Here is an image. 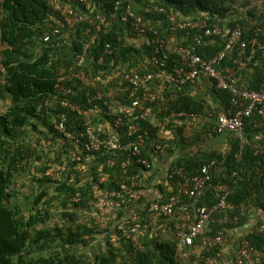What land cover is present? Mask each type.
<instances>
[{
	"label": "trees",
	"instance_id": "16d2710c",
	"mask_svg": "<svg viewBox=\"0 0 264 264\" xmlns=\"http://www.w3.org/2000/svg\"><path fill=\"white\" fill-rule=\"evenodd\" d=\"M69 1L75 3V0ZM96 1L99 9L111 20V28L106 34H102L100 40L91 44L85 67L89 70L102 67L97 64V59L105 42H109L115 48L114 57L116 56L118 64L128 68L138 67L144 71V67L137 65V59L148 56L150 46L143 43L139 48L133 44L124 47L125 25H113L110 17L112 13L119 14L122 10L114 9L117 0ZM119 1L122 8L129 2ZM131 1L140 6L144 21H149L152 29L157 31L155 36L166 41L174 37L177 46H185L191 42L193 31L175 28L164 12H145L142 8L163 7L170 13H179L178 18L205 17L211 26L225 23V31L222 34L205 37L202 43L196 46V52L203 57H209L223 48L232 29L239 25L242 30L240 41L234 44L232 51L223 60V67L234 66L233 61L241 42L251 45L252 39L257 38L264 48V0H240L238 3L241 11L234 8L235 0ZM56 13L53 0L0 2V63L4 69L3 73L0 72V100H5V107L0 112V264H203L208 255L221 250L223 246H211L206 239H196L195 241L198 240L203 247L200 252H191L188 257L178 254L173 233L161 235L158 228L161 223L154 224L153 221L151 223L142 219L146 218L147 207L153 199L148 200L141 195L140 203L145 205L138 209V215L141 217L140 223L146 228L132 233L127 239L120 238L116 246L111 244L110 238L115 233L116 222L121 220L122 214L102 223L87 212L90 210V200L95 198L94 190L110 189L115 179L139 171L135 162L125 172L115 167L112 168L114 173H110V169L105 168L103 173L108 172L110 175L102 181L101 176L104 174L98 172L97 167L107 155L95 154L89 161L82 160L89 172L75 185L65 178L70 169L62 170L55 166H62L66 158L70 165H76L75 161H70V156H66L74 147L57 145L52 137L55 132L53 117L60 111L58 97L55 96L57 78L63 73L75 70L74 55L83 49L84 30L88 26L87 21L82 19L77 28L69 34V41H63L62 32L57 37L52 36L51 40L45 43L42 36L51 26L50 16H56ZM146 36L152 37L153 42V34ZM166 50L167 68L182 63L181 56L174 49L169 47ZM239 76L243 87L263 88L262 49L257 50ZM67 85L77 91V85L74 83ZM92 92L95 90L91 87L78 89L82 96ZM214 93L224 105L228 103L229 94L226 91L215 90ZM152 107V121L140 124L145 136V145L141 149L144 157H148L147 151L153 150L151 142L160 144L162 149L168 148L165 147V139L161 135L166 130L172 131L178 145L188 138H227L228 148L223 153L215 150L203 152L200 159L180 156L173 163L184 166L189 174H194L203 162L216 159L217 169L212 173L211 185L205 194L197 199L198 203L204 202L208 205L216 202L213 184L222 178V174L226 176L224 181L230 183L229 175L233 171L238 173L236 183L231 185L227 198L235 208L226 212L216 211L213 215L214 221L209 222L205 235L215 236L224 228L244 226L249 221L253 208L264 213V139L263 152L260 154L254 153V142L251 140H248L244 150H240L238 140L229 132L215 133L210 138L212 123L207 120L202 130L203 135H186L183 130L185 126L195 123L189 117L190 114H210L211 118L216 114L212 113V107L205 99L194 98L179 86L167 85ZM181 113L189 119L186 123L173 120ZM65 125L70 131L80 129L79 119L70 113L67 114ZM44 128L48 130L49 135L44 132ZM246 129L249 131L252 127ZM44 139L51 141L47 148L42 147L41 141ZM52 145L57 148H52ZM70 165L68 168H72ZM51 167L56 172L61 171L59 180H53L46 174ZM25 186L28 187V190H25L27 194H23ZM161 186L159 185L158 196L164 198L166 194L161 192ZM77 192L80 194V200L71 201L70 198ZM242 207L245 209L241 211ZM233 214L238 216L237 224L221 221L225 215ZM261 222L263 221L257 220L254 224ZM170 230L172 223L169 225ZM95 235L104 237L102 244L98 242L104 248L95 250L93 254L90 247ZM244 237L259 252H264L263 234L252 230L247 231ZM59 244L62 246H58ZM260 261L264 264V256L260 257Z\"/></svg>",
	"mask_w": 264,
	"mask_h": 264
},
{
	"label": "built area",
	"instance_id": "2783aa9c",
	"mask_svg": "<svg viewBox=\"0 0 264 264\" xmlns=\"http://www.w3.org/2000/svg\"><path fill=\"white\" fill-rule=\"evenodd\" d=\"M53 2L57 15L50 16L51 28L44 33L43 42H49L51 37H57L63 28L77 25L83 18L80 12L68 3L63 4L62 0ZM78 2L84 3L88 14L85 18L88 26L84 30L83 49L74 55L75 70L63 73L57 78L55 96L58 97L60 111L53 117L55 132L52 135L57 145L66 144L76 148L69 152L70 161H75L76 165L68 168L69 161L64 160L62 166H55L62 170L70 169L66 172L65 178L75 185L89 172L82 160L89 161L95 154L107 155L97 167V171L104 174V178L114 173L112 168L119 167L120 171L125 172L134 162L137 164L139 171L115 179L110 189H95V198L90 200L94 214L104 217L111 215V212L115 217L122 214L121 220L116 222L115 233L111 238L113 245H116L120 238L127 239L132 233L146 228L140 223L138 209L145 205L140 203L143 189L142 174L152 169V149L147 151L148 157L141 154L145 136L140 124L152 121V104L166 89V85L152 87V80L162 78L171 85L180 86L196 82L201 75L207 77L212 81L215 90L226 91L229 94L228 103L222 104L220 111L215 115L209 136L229 132L238 140L240 150H244L248 140L249 142L251 140L254 142V153L260 154L263 152L264 139V86L261 89L243 87L239 75L248 66L257 50L262 49L264 53V48L257 38L252 39L251 45L241 42L233 61L234 66L223 67V60L232 51L234 44L240 41L242 30L239 25L234 27L229 41L223 48L209 57H203L196 52V46L202 43L204 37L222 34L223 26H211L203 17L176 21L174 14L168 13L163 7L155 6V11L166 13L169 20L176 23L180 29L193 31L191 42L185 46H175L184 64L179 66L174 64L170 69H166L168 55L163 51V41L158 40L153 49L156 56L152 57L151 50L149 57L144 59V71L127 68L117 63L116 56L114 57L115 48L109 42H105L97 59V64L102 67L89 70L85 67L88 49L93 42L101 39L102 34L110 30L111 20H108L105 13L98 11L92 0ZM119 5L118 0L115 9ZM132 8V4L127 3L117 16V22L125 25L123 38L126 42L134 41L152 31L149 22L144 21L143 16L134 12ZM145 10L150 12L152 9ZM118 38L120 40V37ZM126 42L123 44L124 47L128 45ZM169 42H173V38H170ZM0 71L4 72L1 63ZM68 83L77 85V91L68 86ZM85 87H91L95 92L82 96L78 89ZM68 113L79 119L80 129L70 131L66 128ZM189 117L195 118L197 115L190 114ZM247 127L252 129L247 131ZM44 141L49 144L51 142ZM150 146L153 150L161 149L160 144L155 145L151 142ZM105 168L110 169V173H103ZM216 169V159L203 162L194 174H189L184 166L171 165L166 176L167 190L164 193L166 196L164 198L158 196L151 200L147 207V216L142 219L151 223L153 221L154 224L161 223L158 227L160 232H167L168 220L175 217L177 222H174L172 232L176 238L177 252L181 256L188 257L191 252H200L203 247L195 240L206 239L211 246L231 242V247L227 251L221 249L208 255L203 264H261L259 257L262 253L251 245L244 235L252 230L264 235V221L254 226L250 225L241 232L239 231L241 227H231L224 228L215 236L205 235L209 222L214 221L213 215L216 211L226 212L235 208L227 198L231 192V185L236 183L237 171L229 175L230 183L224 181L226 176L222 174V178L213 184L215 203L208 205L197 201L210 187L212 173ZM46 174L53 180H59L62 173L51 167ZM80 198L77 192L70 199L77 202ZM244 209L245 207L240 208L241 211ZM221 221L237 224L238 216L225 215Z\"/></svg>",
	"mask_w": 264,
	"mask_h": 264
},
{
	"label": "crops",
	"instance_id": "0c3cea01",
	"mask_svg": "<svg viewBox=\"0 0 264 264\" xmlns=\"http://www.w3.org/2000/svg\"><path fill=\"white\" fill-rule=\"evenodd\" d=\"M1 2V0H0ZM135 42V40H134ZM127 60V59H126ZM138 63L140 64V59H137ZM0 83H2V76H0ZM212 81L209 80L205 76H199L197 81L193 84H186L183 86H180L179 88H184V92L188 95L194 97V98H200L205 99L207 101V104L211 105L212 110L215 114H217L220 111L221 105L223 104L219 98L215 95V88L212 85ZM165 84V81L162 78H157L152 80V87H160ZM165 91V90H164ZM2 93V91H0ZM173 120L181 121L183 123H186L189 119L185 117L184 115H178L177 118H173ZM194 120V124L190 123L185 126L184 133L186 135L188 134H194V135H203L202 130L205 125V121L211 122L213 124L215 120L214 118H211V115H197V117L192 118ZM162 137L165 139V147H168L166 149H160V150H152L151 153V160H152V169H150L148 172H145L142 174L143 179V189H142V195L147 197L148 200L157 198L158 195H160V189L159 185L161 186L162 191L166 192L167 190V171L169 170L170 166L173 165L174 161L179 158L180 156L183 157H198L199 159L202 157L203 152L207 153L208 151L215 150L217 152H224L228 148V141L225 136H219L216 138H206L203 139H194V138H188L183 143H175L176 140H174V135L172 131L166 130L163 133H161ZM211 138V136H210ZM173 140V141H172ZM181 158V159H182ZM103 177V178H102ZM104 181L106 178L104 176H101ZM127 211V209H126ZM98 215V214H97ZM107 217L105 220L109 219L112 215H106ZM104 217V216H103ZM113 217H115L113 215ZM175 217H172L168 220V223H172V227L174 225V222L176 223L177 220L174 219ZM104 220V219H103ZM257 220L264 221V213L260 210H257L255 208L252 209L250 213V219L249 221L242 226L239 231L241 232L245 228H249L250 225L254 226L257 222ZM171 227V226H170ZM166 232V231H165ZM160 232L161 235L167 234V232H172V230L169 231V227L167 232ZM97 244V243H96ZM98 247H100V244H97ZM92 247V246H91ZM98 247H95L97 249ZM264 256L262 255L260 257ZM259 257V263H261ZM262 264V263H261Z\"/></svg>",
	"mask_w": 264,
	"mask_h": 264
},
{
	"label": "clouds",
	"instance_id": "9594fccd",
	"mask_svg": "<svg viewBox=\"0 0 264 264\" xmlns=\"http://www.w3.org/2000/svg\"><path fill=\"white\" fill-rule=\"evenodd\" d=\"M118 1V0H117ZM64 3L63 4H65V2L66 3H68L69 5H71L73 8H75L78 12H80V14L82 15V19H85L87 16H88V14H87V11L85 10V7H84V3H79L78 2V0H75V3H73L72 4V2L71 1H69V0H67V1H63ZM92 2L93 3H95L96 4V6H97V9H98V11H100V12H103L102 10H100L99 9V6H98V4H97V1L96 0H92ZM120 2V1H119ZM115 3H116V1H115ZM115 3H114V9H115ZM128 3H131L132 4V9H133V11L134 12H136V13H139V14H141L140 13V6H138L137 4H135V3H133L131 0H129V2ZM155 7V6H154ZM154 7L153 8H151L152 10H154ZM119 8H121L122 9V7L119 5L118 6V8L117 9H115V10H118ZM97 9H96V11H97ZM146 8L144 7V8H142V10H144L145 12H147L146 10H145ZM151 10V11H152ZM150 11V12H151ZM157 12V11H156ZM168 12V11H167ZM104 13V12H103ZM158 13H160V12H158ZM168 13H170V12H168ZM172 14H174L175 16H176V21H181V20H185V19H194V18H196V17H194V18H192V17H188V16H186V17H181L180 16V18H178L177 17V15H180L179 13H172ZM165 15H166V17H167V19L169 20V18H168V16H167V14L165 13ZM117 16H118V14L117 13H112L111 15H110V17H111V19L113 20L112 21V23H113V25L115 24V23H118L117 21H118V19H117ZM198 18V17H197ZM203 18H205V17H203ZM179 19H181V20H179ZM207 19V18H206ZM49 20H50V18H49ZM86 20V19H85ZM82 21V20H81ZM80 21V22H81ZM172 24H174L176 27L175 28H177V29H179V30H184V29H180L177 25H176V23H174V22H172L171 20H169ZM50 22H51V20H50ZM79 22V23H80ZM149 22V21H148ZM78 23V24H79ZM78 24L77 25H73V26H68V27H65V28H63L62 30H61V32H60V34L62 33V32H64V34H62V39H63V41L65 42V40H67L68 39V41H69V34L71 33V31H73L74 30V28H77V26H78ZM119 24H121V23H119ZM149 24H150V22H149ZM216 25H219V24H216ZM221 26H223V28L225 29V23H223V24H220ZM152 26V25H151ZM125 27V26H124ZM51 28V26L48 28V29H50ZM241 28V27H240ZM47 29V30H48ZM234 29V28H233ZM233 29H232V31H233ZM188 31V30H187ZM189 31H192V30H189ZM225 31V30H224ZM231 31V32H232ZM157 31H154L153 29H152V31L151 32H148V33H146V34H153L154 36L155 35H157V33H156ZM59 34V35H60ZM65 34H67V36H64ZM218 36V35H217ZM55 37V36H54ZM230 37H231V34H230ZM42 38H43V36H42ZM148 36H142L141 38H137L136 40H135V42L134 41H130V42H126L128 45L129 44H133V45H135V47L136 48H139V47H141V45L144 43V44H146V45H149L150 46V48H151V50H152V57L153 56H156V55H154L153 54V49H154V46H155V44H156V41H158V40H161V41H163V51H164V53H167V55H168V52H167V50L166 49H169V47L170 48H172V49H174L175 51H177L176 49H175V46L176 47H178L177 45H175V39H174V37H170V38H173V42H169V40L168 41H166V40H164L163 38H159V37H157V36H155V38H154V40H153V42H152V37L151 38H149ZM169 38V39H170ZM205 38V37H204ZM203 38V39H204ZM230 39V38H229ZM229 39H228V41H229ZM227 41V42H228ZM226 42V43H227ZM45 43H47V42H45ZM225 43V44H226ZM224 44V45H225ZM146 47V46H145ZM224 47V46H223ZM151 50H150V52H151ZM220 50V49H219ZM150 52H149V54H148V56H146V57H142V58H139L141 61H140V64L138 65V66H140V67H144L145 68V64L143 63L144 62V59H147V57H149V55H150ZM77 53V52H76ZM75 53V54H76ZM179 54V53H178ZM180 55V54H179ZM181 56V55H180ZM181 58H182V56H181ZM168 60V59H167ZM182 64H184V62H183V60H182V63H180V64H177L178 66L179 65H182ZM2 65V64H1ZM172 66H174V65H172ZM172 66H170L169 68H167V64H166V69H170ZM128 68V67H127ZM135 69H138V70H140L138 67H135ZM1 72V71H0ZM3 73V72H2ZM1 76H2V74H0ZM195 83V82H194ZM165 84H167V85H169V83L168 82H166L165 81ZM189 84V83H188ZM193 84V83H192ZM167 85H166V87H167ZM171 85V84H170ZM184 85H186V84H184ZM177 86V85H176ZM179 86V85H178ZM180 86H183V85H180ZM179 86V87H180ZM45 129V128H44ZM46 132H47V134L49 135V133H48V130L46 129ZM45 140V139H44ZM50 144H51V142H50ZM50 144H48V145H50ZM54 146H56V145H54ZM68 146V145H67ZM72 146V145H71ZM74 147V146H73ZM76 148L74 147V149L73 150H75ZM63 156H65V154H63ZM66 156H70L68 153H67V155ZM66 156H65V158H66ZM65 160H68V158H66ZM70 166H74V165H70ZM87 212H89L91 215H93L94 217H96V219H99V221L98 222H102V223H105L104 221H103V219H105L106 217H100V216H103V215H97V214H94V210L91 208V206H90V210H88ZM113 236V235H112ZM94 238H95V240L92 242V243H97V244H99V243H103V241H104V237H100V236H97V235H95V236H93ZM97 237V238H96ZM112 238V237H111ZM111 238H110V242H111V244L113 245V243H112V241H111ZM99 242V243H98ZM117 245V244H116ZM116 245H113V246H116ZM100 248H104L102 245L100 246ZM100 248H97V249H95L96 251H99V249ZM95 253V251H93V254Z\"/></svg>",
	"mask_w": 264,
	"mask_h": 264
},
{
	"label": "rangeland",
	"instance_id": "374dc122",
	"mask_svg": "<svg viewBox=\"0 0 264 264\" xmlns=\"http://www.w3.org/2000/svg\"><path fill=\"white\" fill-rule=\"evenodd\" d=\"M240 0H235L234 1V3H233V6H234V8L236 9V10H239V11H241V7L239 6V2ZM64 36H67V34H65ZM1 76V75H0ZM1 84V83H0ZM0 91H2L1 90V87H0ZM0 94H1V92H0ZM4 99L3 100H0V112H2V110L4 109V107H5V103H4ZM213 118H214V116H213ZM46 131V128L44 129V132ZM34 143H36V142H34ZM41 144H42V147H44V148H47V146H48V144L49 143H47L46 141H44V140H42L41 141ZM52 148H54V149H56L57 147L56 146H53L52 145ZM51 148V149H52ZM25 178V177H24ZM25 190H28V187L27 186H25L24 187V193L23 194H27L28 192L27 191H25ZM27 192V193H26ZM89 213V212H88ZM90 214V213H89ZM111 217L110 218H113V215H114V213L113 212H111ZM100 217H103V216H100ZM104 222H105V219L103 220ZM92 244V247H90L91 248V250H93V251H95V247H98L97 246V244L96 243H91ZM58 246H62V245H58ZM223 247H222V249H224L225 251H227V250H229L230 249V247H231V242H227L226 244H224V245H222ZM98 248H100V247H98ZM199 252V251H198Z\"/></svg>",
	"mask_w": 264,
	"mask_h": 264
}]
</instances>
